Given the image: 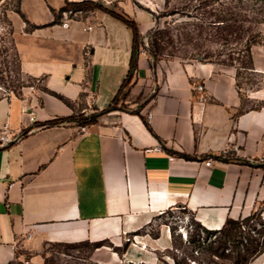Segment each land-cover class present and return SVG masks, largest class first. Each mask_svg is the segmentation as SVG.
Returning a JSON list of instances; mask_svg holds the SVG:
<instances>
[{"label": "crops", "instance_id": "crops-1", "mask_svg": "<svg viewBox=\"0 0 264 264\" xmlns=\"http://www.w3.org/2000/svg\"><path fill=\"white\" fill-rule=\"evenodd\" d=\"M65 1L20 0L30 31L17 13L11 19L19 71L43 88L0 94V129L27 130L0 148V264H44L55 244L118 247L178 206L207 229L264 209V85L238 87L232 66L210 61L161 58L152 67L140 50L117 102L130 105L104 111L128 73L132 33L92 7L54 21L50 8L57 14ZM88 1L126 13L143 42L154 27L139 0ZM252 65L264 74V44L252 46ZM78 112L98 114L84 131L67 120L37 126Z\"/></svg>", "mask_w": 264, "mask_h": 264}, {"label": "rangeland", "instance_id": "rangeland-1", "mask_svg": "<svg viewBox=\"0 0 264 264\" xmlns=\"http://www.w3.org/2000/svg\"><path fill=\"white\" fill-rule=\"evenodd\" d=\"M139 1L142 5L150 7L147 10L152 14L155 22L152 32L147 35L146 41L142 44L144 48L148 47L154 36V30L160 29L162 30L159 36L162 58L183 61L211 60L223 65L222 61H227L229 54L236 57L230 49L236 51L242 48L241 43L246 34L241 33V38H234L223 31L224 38H219L215 26L210 28L204 24V21L214 18V14H210L212 9L217 13L219 11L221 15H228L227 12L233 11L238 15V19L246 16L247 19L258 20L264 16V0H243L242 2L223 0L226 3H213L208 6L202 5L204 0ZM15 5L16 0L0 1V49L5 47L0 51V94L12 90L17 93L22 85L43 88L42 84L37 83L35 79L20 73L13 47L14 42L8 34V26L2 23L3 14L10 20L15 15ZM194 5L201 6L193 8ZM69 10L71 16L79 13L77 12L79 10L71 7H66L63 11ZM172 11L176 12L169 14ZM242 23L244 28L249 24L246 21ZM255 28L261 32V40L258 44L262 45L264 44V34H262L264 23L257 24ZM234 63L239 64L236 61ZM238 82L244 89L252 90L264 85V74L255 72L253 68L240 70ZM120 105L127 108L130 103L122 102ZM134 107L132 105V108ZM89 113L91 112L84 114ZM254 211L257 215L248 222L244 235L254 238L261 244L264 243V209L258 205ZM166 228L169 229V236H166ZM203 237L204 233L200 230L193 213L187 208L178 206L153 217L148 224L135 233L123 236L118 247L107 242L104 243L103 250H98L93 243L88 242L46 246L44 264H173L174 258L180 260L181 264H200L207 260L198 246ZM243 241L246 240L243 239ZM249 264H264V251Z\"/></svg>", "mask_w": 264, "mask_h": 264}, {"label": "trees", "instance_id": "trees-1", "mask_svg": "<svg viewBox=\"0 0 264 264\" xmlns=\"http://www.w3.org/2000/svg\"><path fill=\"white\" fill-rule=\"evenodd\" d=\"M236 1L242 2L243 0H236ZM213 3L221 4L226 2L223 0H204L202 5L208 6ZM199 6L194 5L193 8H197ZM66 7H71L73 9H81L83 7H92L99 9L103 12H106L113 18L121 21L130 29L132 33V50L129 60L128 73L124 78L122 84L120 85L117 94L115 95L111 103L104 109V111L111 109L125 108L123 105L117 106V102L119 100V93L122 91V88L127 86L131 81L133 70L136 68L137 56L139 51L140 50L147 51V53L151 57L152 67H154L156 62L162 58L161 45L159 39L162 30L160 29L154 30V36L151 38L148 47L144 48V46L142 45L143 44L142 36L138 31L136 22L126 13L116 12L112 9L104 7L99 2H93L88 0H82L79 2H68L66 0L64 7H62L57 14L55 13L53 8H50L52 14H54L55 16L54 21L58 20L59 14H61V12ZM214 11L215 10L212 9L210 13V14H214V18L209 21H204V24H206L210 28H214L215 26L217 36L219 38L222 37L223 31H225L227 35L233 36L234 38H241L242 34L243 35L246 34L244 41L241 43L242 48L237 49L236 51L230 49V52H234L236 54V57H233L231 54H229L227 61H222L223 65L234 67L235 76H236V85L240 87V83L238 82V75L240 73V70H251L253 68L252 46L258 44L261 40V32L259 30H256L255 26L259 23H264V16L263 18L258 20L247 19L246 16H243L241 19H238L237 17L238 15L233 13V11L227 12L226 14L228 15H221L219 11L218 13ZM14 12L17 13L25 22V28H24L25 31H30L36 27V25L30 23L21 12L20 0H16ZM174 12L176 11H172L169 14H172ZM1 20L2 23L8 26V34L11 36V39L13 41V36H12L13 28H12L11 20L5 14H3ZM244 21L249 23L245 28L242 26L243 24L242 22ZM152 30L153 28L147 32V35L150 34ZM227 35H225V38H227L226 37ZM2 49L4 50L5 47L3 46ZM2 49H0V51H2ZM15 54L17 56L16 50H15ZM17 60H18V56H17ZM198 61L213 62L211 60H198ZM234 61L238 62L239 64L236 65ZM18 68H19V64H18ZM12 92L18 94L20 91L16 93L14 90H12ZM48 92L54 95L55 97L63 100L64 102L68 103L62 95L54 91L48 90ZM134 112L136 111L134 110ZM97 114L98 112H91L89 114L78 112L64 118H54L47 121H43L41 123H38L37 126H41V127L53 126L64 120L73 121L79 125H87L95 121ZM26 133L27 130H24V134ZM168 151L173 153V151L171 150ZM174 153L186 159L192 158V156L188 154H184L180 152H174ZM216 158L222 161L235 159L234 157H230L229 155L226 156L217 155ZM256 215H257L256 211H252L250 214L244 217H238V218L227 217L224 223L217 229H207L198 223L200 230L204 233V237L202 238V241L201 243H199L198 246L201 248L202 250L201 252H203V255L206 256L207 258V260H205L204 263H200V264H249L256 256L261 254L264 251V243L259 244L258 241H255L254 238L248 237V235H244L245 227L247 226L248 222L252 220ZM243 239H245L246 241H243ZM102 244L103 243L100 242L93 243L94 247H99ZM55 245H59V244H55ZM173 264H181V262L177 258H174Z\"/></svg>", "mask_w": 264, "mask_h": 264}, {"label": "built area", "instance_id": "built-area-1", "mask_svg": "<svg viewBox=\"0 0 264 264\" xmlns=\"http://www.w3.org/2000/svg\"><path fill=\"white\" fill-rule=\"evenodd\" d=\"M71 11H63L62 14L64 16L65 19L67 20H70L71 19V15H69ZM79 12V11H77ZM75 14V13H74ZM73 14V15H74ZM63 25H66V21L63 22ZM30 88L32 89L33 86L31 85ZM196 88L198 90H202L203 89V86L200 85V84H197L196 85ZM8 92V91H6ZM29 118L30 120H33V116H32V112H29ZM150 116V114H148V117ZM80 130L81 131H84L85 130V125H81L80 126ZM24 132L23 131H19V132H10L7 130L6 127H3L2 129H0V148L1 147H4V146H7L9 144H11L12 142L18 140L21 136H23ZM210 164V161H206V165H209Z\"/></svg>", "mask_w": 264, "mask_h": 264}, {"label": "bare ground", "instance_id": "bare-ground-1", "mask_svg": "<svg viewBox=\"0 0 264 264\" xmlns=\"http://www.w3.org/2000/svg\"><path fill=\"white\" fill-rule=\"evenodd\" d=\"M169 229L168 228H166V236H169ZM137 243V242H136ZM141 243H143V244H145V245H147L144 241H141ZM140 246V245H139Z\"/></svg>", "mask_w": 264, "mask_h": 264}]
</instances>
